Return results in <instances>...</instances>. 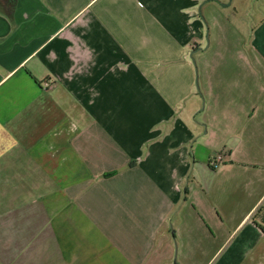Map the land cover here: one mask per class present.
<instances>
[{
  "label": "crops",
  "instance_id": "crops-1",
  "mask_svg": "<svg viewBox=\"0 0 264 264\" xmlns=\"http://www.w3.org/2000/svg\"><path fill=\"white\" fill-rule=\"evenodd\" d=\"M214 3L0 0V264H264V10Z\"/></svg>",
  "mask_w": 264,
  "mask_h": 264
},
{
  "label": "rangeland",
  "instance_id": "rangeland-1",
  "mask_svg": "<svg viewBox=\"0 0 264 264\" xmlns=\"http://www.w3.org/2000/svg\"><path fill=\"white\" fill-rule=\"evenodd\" d=\"M223 1H230L231 2V5L232 7H239V8H245V9H250L251 11L255 9V11L257 10L258 12V6H259V9L261 10H264V1L262 0H215V3L214 4H224L222 3ZM258 2V3H257ZM263 3V5H261ZM232 8L230 7L228 10H231ZM201 17L202 14H200ZM2 235H5V234H1L0 236V248H1V251H7V238H4L5 236H2ZM6 235H7V232H6Z\"/></svg>",
  "mask_w": 264,
  "mask_h": 264
},
{
  "label": "trees",
  "instance_id": "trees-1",
  "mask_svg": "<svg viewBox=\"0 0 264 264\" xmlns=\"http://www.w3.org/2000/svg\"><path fill=\"white\" fill-rule=\"evenodd\" d=\"M252 222L259 228L261 233L264 235V202L262 206H260L259 209L254 213L252 217Z\"/></svg>",
  "mask_w": 264,
  "mask_h": 264
},
{
  "label": "built area",
  "instance_id": "built-area-1",
  "mask_svg": "<svg viewBox=\"0 0 264 264\" xmlns=\"http://www.w3.org/2000/svg\"><path fill=\"white\" fill-rule=\"evenodd\" d=\"M223 161V156L221 154H217L212 159L209 160L208 165L211 168H216Z\"/></svg>",
  "mask_w": 264,
  "mask_h": 264
},
{
  "label": "water",
  "instance_id": "water-1",
  "mask_svg": "<svg viewBox=\"0 0 264 264\" xmlns=\"http://www.w3.org/2000/svg\"><path fill=\"white\" fill-rule=\"evenodd\" d=\"M220 6L221 7H223V8H226V7H228L229 6V3L228 4H220ZM200 9H201V7L198 9V13H200ZM199 50H201V49H199ZM198 50V51H199ZM196 51H193L192 53H191V56L195 53ZM190 56V57H191ZM192 62L194 63V60L192 59Z\"/></svg>",
  "mask_w": 264,
  "mask_h": 264
}]
</instances>
